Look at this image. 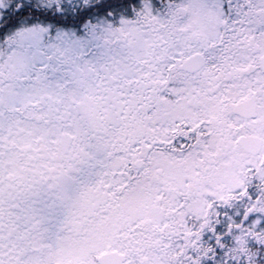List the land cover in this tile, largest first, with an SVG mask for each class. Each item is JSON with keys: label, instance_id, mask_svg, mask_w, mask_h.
I'll use <instances>...</instances> for the list:
<instances>
[{"label": "snow or ice", "instance_id": "obj_1", "mask_svg": "<svg viewBox=\"0 0 264 264\" xmlns=\"http://www.w3.org/2000/svg\"><path fill=\"white\" fill-rule=\"evenodd\" d=\"M0 264H264V0H0Z\"/></svg>", "mask_w": 264, "mask_h": 264}]
</instances>
